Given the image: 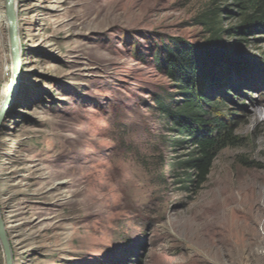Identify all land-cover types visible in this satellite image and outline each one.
I'll return each mask as SVG.
<instances>
[{
  "label": "rangeland",
  "instance_id": "obj_1",
  "mask_svg": "<svg viewBox=\"0 0 264 264\" xmlns=\"http://www.w3.org/2000/svg\"><path fill=\"white\" fill-rule=\"evenodd\" d=\"M16 7L21 72L0 128L14 264H264V33L234 35L230 0ZM218 8L221 39L241 59L224 87L205 82L224 101L206 109L234 139L197 186L181 167L193 146L156 103L181 101L156 58L177 38L202 43V14ZM12 71L0 0V102Z\"/></svg>",
  "mask_w": 264,
  "mask_h": 264
},
{
  "label": "trees",
  "instance_id": "obj_2",
  "mask_svg": "<svg viewBox=\"0 0 264 264\" xmlns=\"http://www.w3.org/2000/svg\"><path fill=\"white\" fill-rule=\"evenodd\" d=\"M240 13V24L230 31L234 35H248L253 32L264 33V0H230ZM218 8L211 15L202 14L200 23L209 31L202 43L195 44L183 39H175L172 46L165 49L163 58L157 61L172 81L181 101L175 106L157 98L161 112L169 119L177 136L191 142L193 150L182 161V168L193 176L191 182L200 186L207 179L212 164L219 151L233 141L232 124L224 118L210 114L206 108L224 105L223 99L210 100L204 89L209 85L220 84L221 88L228 80V70L239 73L240 57L227 49L221 35ZM226 81V82H225ZM227 95V94H226ZM222 97V94H220Z\"/></svg>",
  "mask_w": 264,
  "mask_h": 264
},
{
  "label": "water",
  "instance_id": "obj_3",
  "mask_svg": "<svg viewBox=\"0 0 264 264\" xmlns=\"http://www.w3.org/2000/svg\"><path fill=\"white\" fill-rule=\"evenodd\" d=\"M5 17L9 27L11 54L13 59V71H12V79L8 91L4 96L3 100L0 102V128L3 119L7 114V110L14 97L21 72L19 25L17 19L18 15H17L16 0H5ZM0 245L3 252L4 264H14L13 252L7 235L6 227L2 218L1 210H0Z\"/></svg>",
  "mask_w": 264,
  "mask_h": 264
},
{
  "label": "bare ground",
  "instance_id": "obj_4",
  "mask_svg": "<svg viewBox=\"0 0 264 264\" xmlns=\"http://www.w3.org/2000/svg\"><path fill=\"white\" fill-rule=\"evenodd\" d=\"M17 15H18V13H17ZM18 19V18H17ZM19 25V24H18Z\"/></svg>",
  "mask_w": 264,
  "mask_h": 264
}]
</instances>
